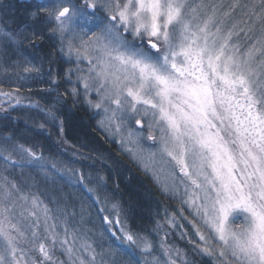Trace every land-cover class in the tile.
Masks as SVG:
<instances>
[{"label":"snow or ice","instance_id":"1","mask_svg":"<svg viewBox=\"0 0 264 264\" xmlns=\"http://www.w3.org/2000/svg\"><path fill=\"white\" fill-rule=\"evenodd\" d=\"M13 8L10 0H0V57L16 55L31 65L23 41L35 48L46 33L54 37V52L74 65L66 71L69 82L83 90L57 93L56 104L71 98L75 106L82 95L83 103L103 114L100 128L135 146L125 151L146 172L149 163H159L161 172L170 169L173 195L183 188V203L200 221H190L200 241H192L193 247L212 264H264V0L227 5L224 0H53L26 8L31 23L16 29L8 23H16ZM237 13L240 18L234 19ZM12 63L19 67V61ZM23 71L39 69L31 65ZM18 91L0 95H15L19 104ZM56 104L44 110L62 133ZM3 111L8 119V109ZM145 127L150 148L142 146ZM0 160L4 172L37 167L55 183L43 156L14 142L11 133L0 136ZM50 167L54 173L72 172ZM73 183L89 194L97 190L88 187L91 177L82 172ZM163 191H169L167 185ZM94 199L99 203V196ZM51 202L58 215L30 186L0 174V264H117L116 250L97 245V252L58 197ZM111 207L115 221L107 215L102 220L121 224L120 205ZM119 231L121 244L135 246L126 250L124 264H178V259L188 264L178 248L162 241V259L153 255L146 237L123 226Z\"/></svg>","mask_w":264,"mask_h":264},{"label":"rangeland","instance_id":"2","mask_svg":"<svg viewBox=\"0 0 264 264\" xmlns=\"http://www.w3.org/2000/svg\"><path fill=\"white\" fill-rule=\"evenodd\" d=\"M13 5V1H10ZM53 0H45L42 4H50ZM74 3L80 4L82 0H73ZM199 0H193V3H198ZM205 2H217V0H205ZM246 0L241 1V3H245ZM224 3L227 5L231 3V0H224ZM17 4V3H15ZM36 5V3H31L30 5L26 4V8H31V6ZM24 9V10H25ZM34 10V9H33ZM16 17L20 20V17L23 16V19H28L27 16L23 15L22 11L14 10ZM239 13H237L234 19H239ZM18 20V21H19ZM29 20V19H28ZM31 22V21H30ZM11 26L12 23L10 20L8 21ZM19 23V22H18ZM21 27V26H19ZM17 26V28H19ZM47 27H51L48 25ZM45 48L47 50L52 49L53 54L51 56L46 57L43 49H40L37 45L35 48L31 47L32 51L28 53V55L24 52V56L27 57L28 61H31V65H34L38 72H28L25 73L23 71L24 67H29L31 65L27 64L23 58L16 60V58L9 57L4 59L0 57V88L2 86L12 87L8 83H13L14 87L18 86L22 89H19L20 92H17L16 95L20 97L22 100H30L29 91L33 90L36 86H41L47 92H50L52 95L47 96L52 99L53 102H56L57 93L63 94L66 91H69L72 87H77L80 89L81 93L83 92L81 85L74 84L69 82L68 77L66 76V71L69 68H74V65L69 63L67 58L61 55L58 52H54L58 45V41L54 37H49L47 33L45 34ZM19 61V67L15 66L12 62ZM13 65V68H9L6 66ZM82 67H86V63L82 65ZM53 77L56 78V83H53ZM33 80H38V84L32 87H28V82ZM76 76H71V81H75ZM13 88V87H12ZM45 90H42L45 91ZM15 92V91H8ZM7 93V92H5ZM26 93H28L26 95ZM15 97V95H14ZM9 98V97H8ZM11 98L7 99V96L0 95V105L4 101H9ZM81 103H83V96L81 95L78 98ZM92 99H96L95 95L92 96ZM45 100V98L43 99ZM46 101V100H45ZM78 101V100H77ZM64 101L62 100V103ZM79 102V101H78ZM3 103V104H4ZM87 112L91 115L93 119L94 126L93 128L96 130L97 134L101 137L104 143L112 146L111 148L114 150L113 156L111 159H118L120 161L121 157L125 158L130 166L133 169L138 170L141 174L145 175L150 182L154 185L157 191V197H152L153 211L154 214L153 222L151 225H140L137 223L133 226L131 215L124 205L123 200L117 195L111 192L109 185L107 184V179L98 174V172H90L91 166L83 165L78 166L77 164H71L70 160L73 159V156H58V153L49 152L46 150V146L44 144L35 143L29 137H24L21 139L20 136L16 135V138L12 136V140L14 142H18L19 144L24 145L25 147H30L35 151L38 155H42L44 160L42 163L48 165L46 171L51 175H55V183L44 175V172L37 167H16L14 169H9V171L4 172V165L2 160H0V174L7 175L9 179H14L18 183H21L26 186H30L33 193L38 194L44 200L46 204L53 210L54 215H58L57 213V205L51 202V196L47 194L42 188L47 187L48 185H66L69 187V192L66 193L61 187H58V195L61 199H65L63 197L71 196L67 201H63L58 198V203L60 206L64 207L66 212L69 214V220L74 226L78 227L81 232H87V236L90 241L94 242V246L102 245L103 249H108L110 246L117 251V255L115 260L117 264H124L127 261L128 256L125 254L126 250L129 247L135 248V246H130L127 242L121 244V242L117 239V237H122V233L119 231L120 227H125L126 230L131 232L134 236L137 237H146L154 246L153 255L161 256V250L159 248L160 243L163 241L166 245L171 246L173 249H180L182 253V259L187 261L188 264H212L210 258L202 256L198 251H196L193 247L192 241H195L197 244L200 243L199 237L195 234V229L190 221L193 219L197 220V224H200V221L193 216L192 210L183 203L185 196L183 194V188H181L178 194L173 195L171 190V176L169 175L170 169H165V171H160V165L157 163L156 165L148 164L150 171H145L143 163H138L134 160L130 153L125 151L127 148H134V145L122 143L121 137L119 134H115L114 131H105L100 128L97 124L99 120L102 118V113L97 114L96 109L89 107L86 103H83ZM9 106V105H8ZM43 118H47L46 116H42ZM48 119V118H47ZM0 121L3 122L2 119ZM146 123V121H145ZM131 127H136L137 130H140L138 126H135L134 121L130 122ZM55 127L59 134V122L55 124ZM0 126V136H3L4 132H2ZM144 139L142 141V146L145 148L153 147L152 142L147 140V128L143 129ZM45 134V132H43ZM159 135L158 132L155 133ZM126 135V133H125ZM58 140V141H57ZM56 140L57 147L61 149H67L66 147L70 146V142L66 140H61L58 138ZM36 146V147H35ZM41 147V148H37ZM59 148H57L59 150ZM56 150V149H54ZM60 152V150H59ZM61 153V152H60ZM78 154H76L77 156ZM157 162H159L160 157L157 156ZM144 163H148L145 161ZM52 164H55L59 169H71L72 172H61L54 173V170L50 167ZM34 169V170H33ZM152 170H154L159 176V183L153 178ZM92 171V170H91ZM83 173L85 177H91V183L88 184V187L96 188L95 196H99V203H96L93 194H89L85 191L83 186L73 183V181L78 179L79 173ZM75 173V175H73ZM168 186L169 191H163L165 186ZM82 194L84 197L80 196ZM60 193L65 194L63 197L60 196ZM54 196V195H53ZM52 196V197H53ZM118 203L121 208V224H113L109 226L102 220V216H109L110 219L115 221L116 213L112 210V204ZM83 206L84 212H81V207ZM105 208L106 211L103 213H99V208ZM75 213L74 217L71 215ZM81 216L84 217L83 222L81 223ZM171 220V223L169 221ZM237 224L240 221H236ZM90 230V231H89ZM206 231V229H203ZM113 232L115 236H113ZM103 233V236H101ZM97 252L101 251V247L97 246ZM59 255V253H57ZM140 253L139 250H136L134 253V258H139ZM163 259V257L161 256ZM173 258L176 259L175 255ZM63 259V257H61ZM99 259V257H98ZM105 259H110L107 255ZM151 259V257H149ZM178 264H181L178 259Z\"/></svg>","mask_w":264,"mask_h":264},{"label":"trees","instance_id":"3","mask_svg":"<svg viewBox=\"0 0 264 264\" xmlns=\"http://www.w3.org/2000/svg\"><path fill=\"white\" fill-rule=\"evenodd\" d=\"M10 1L14 3L13 11H22L23 15L25 13V5H30V3H26L24 0ZM18 20L17 17L16 23H12L10 20L12 23L10 28L16 29L17 26L19 27L31 23L30 20L23 19V16L20 17L19 21ZM45 40L46 39L38 44V47L43 49L44 54L49 58V56L53 54V50H47L45 48V42H47ZM23 45V52L27 55L30 52L36 53V51H32L31 47L28 46L27 40L23 41ZM10 57L16 58V60L21 58L16 55H11ZM6 67L13 68L14 66L10 65ZM38 83V80H31L28 82V87L35 86ZM8 84L13 88L2 86L0 89L6 92L22 89L18 86L14 87L13 83ZM34 89H36V91H29V98L31 101L20 99L21 102L16 104V96H12L9 101L1 105V109H8L10 114L7 115L8 119H5V114L2 112L0 113V119L3 120V122L0 121L2 132L11 133L14 138H16V135L20 136L21 139L29 137L35 143L44 144L47 151L58 153V156L70 157V155H72L73 159L71 158L70 160L71 164L91 166L92 171H89L91 173L98 172L101 177H105L111 192L115 195L117 194L123 200L124 205L131 215L133 226L137 223L141 226L151 225L154 220V214L152 213V197H157V191L154 185L145 175L133 169L125 158L121 157L120 161L118 159H111L114 150L111 148L112 146L104 143L93 128V119L87 112L83 103H81V99H78L79 102L77 101L75 106L71 98H67L66 102L62 103L61 101V103L56 104L51 98L47 97L52 95L50 92H47L39 85ZM42 90L45 91L42 92ZM27 94L28 93H26V95ZM44 98L46 101L43 100ZM7 99L9 98L7 97ZM53 104H56L54 110L57 112L58 117L64 122L63 132L60 134L44 110ZM8 105H12V107ZM37 105H39V107H37ZM43 115L48 119L43 118ZM42 125L43 127H41ZM43 132H45V134H43ZM58 138L70 142V146L66 147L67 149L57 147L56 140ZM57 148H59L61 153ZM76 154L78 155L76 156ZM58 187L65 189L64 191L66 193L70 191L69 187L66 185H59ZM58 187L57 185L51 184L42 189L47 191V194L51 197L54 195L58 197L60 201H67L71 196L61 199L58 195ZM78 194L80 193L78 192ZM80 196L84 197L82 194H80Z\"/></svg>","mask_w":264,"mask_h":264},{"label":"water","instance_id":"4","mask_svg":"<svg viewBox=\"0 0 264 264\" xmlns=\"http://www.w3.org/2000/svg\"><path fill=\"white\" fill-rule=\"evenodd\" d=\"M38 1H42V0H38Z\"/></svg>","mask_w":264,"mask_h":264}]
</instances>
